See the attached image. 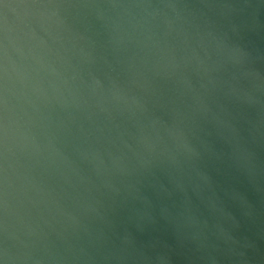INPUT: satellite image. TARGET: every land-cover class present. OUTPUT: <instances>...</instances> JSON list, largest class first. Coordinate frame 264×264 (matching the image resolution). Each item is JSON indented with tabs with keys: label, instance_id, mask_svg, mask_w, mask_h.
Listing matches in <instances>:
<instances>
[{
	"label": "water",
	"instance_id": "1",
	"mask_svg": "<svg viewBox=\"0 0 264 264\" xmlns=\"http://www.w3.org/2000/svg\"><path fill=\"white\" fill-rule=\"evenodd\" d=\"M0 264H264V0H0Z\"/></svg>",
	"mask_w": 264,
	"mask_h": 264
}]
</instances>
